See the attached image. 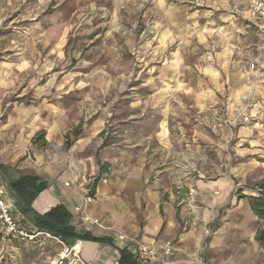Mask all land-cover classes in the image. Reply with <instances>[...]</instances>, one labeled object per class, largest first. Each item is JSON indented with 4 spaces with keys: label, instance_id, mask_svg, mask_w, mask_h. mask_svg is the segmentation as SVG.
Wrapping results in <instances>:
<instances>
[{
    "label": "crops",
    "instance_id": "crops-1",
    "mask_svg": "<svg viewBox=\"0 0 264 264\" xmlns=\"http://www.w3.org/2000/svg\"><path fill=\"white\" fill-rule=\"evenodd\" d=\"M232 1L205 0L210 7H221L224 12L214 17L211 12L204 27L198 25L194 13L190 14L192 32L186 38L196 39L198 47L191 48L187 55L173 54L167 66V77L157 94L158 109L161 105L157 126L148 128L154 116L145 111L147 106L132 108L125 117L124 123L129 129L125 130V139L104 145L101 117L97 128L79 141L81 144L75 141L71 145L76 150H84L94 140V155L81 160L76 170L66 169L61 154L52 153L49 163H43L37 155L33 164L22 152L27 148L33 151L39 142L51 151L67 149L63 139L66 118L49 103V77L33 80L37 94L33 100L28 104L14 103L0 121V164L19 173L28 172L45 183V189L31 208L40 215L57 206L66 209L71 216L70 225L79 236L76 240L81 243L79 256L85 264H117L119 250L123 248L117 234L148 245L172 242L176 251L159 257L153 264H264V247L256 240L262 220L251 211L247 199L256 192L244 189L247 191L240 193L244 198L238 199L237 190L241 188L237 187L245 182L243 178L237 181L231 175L199 176L191 168L184 173L181 170L199 163L206 165L210 160L207 151L212 149L208 144L199 147L191 142L204 132L201 128L181 126L182 120L190 123L191 119L185 107L191 106L208 122L224 102L228 108L239 105L254 88L264 94L261 70L264 34L245 15L250 0L237 1L239 6H244L239 13L242 16L227 10L231 4L237 5ZM10 66L0 63V92L3 94L19 83L18 79H13L10 72L14 70ZM25 69L21 66L14 76L24 75ZM167 98L172 99L173 106L167 105ZM153 99L156 96L145 98V104L154 103ZM240 115L243 114L238 113L235 118ZM172 120L179 126L169 127L167 123ZM219 127H210V130L228 134L225 128ZM41 132L43 140L35 143V137L42 135ZM151 137H156L157 150L163 152L164 158L157 162L150 153L146 154L151 148ZM199 151L203 153L200 157ZM101 167H105L102 174L99 173ZM90 175L95 177V186L84 212L96 218L99 226L84 224L74 212L81 204ZM9 180V173L0 174V188L13 214L30 232H39L32 224L27 226L26 218L15 209ZM65 183L68 186H64ZM206 226L210 229L208 236L203 235ZM0 231L10 238L1 228ZM84 235L88 238H83ZM106 238L111 243L93 240ZM24 244L41 247L49 245V239L40 236ZM128 252L136 259L132 249Z\"/></svg>",
    "mask_w": 264,
    "mask_h": 264
},
{
    "label": "rangeland",
    "instance_id": "rangeland-1",
    "mask_svg": "<svg viewBox=\"0 0 264 264\" xmlns=\"http://www.w3.org/2000/svg\"><path fill=\"white\" fill-rule=\"evenodd\" d=\"M237 1L240 0H235L236 6L227 7L233 15L244 10ZM222 11L221 7H210L205 0H0V63L11 65L13 79L19 80L10 91L0 92V121L14 103L28 104L33 100L37 95L33 80L49 77V103L66 118L63 139L67 149L51 151L39 142L34 147L36 151L27 148L22 152L33 164L37 155L43 163H49L52 153L61 154L66 169L76 170L81 160L94 155V140L84 150L71 145L75 141L81 144L79 141L97 128L101 117L104 145L125 139V117L132 108L147 106L145 111L154 116L148 128L157 126L161 105L158 109L156 100L167 77V66L175 52L187 55L197 45L196 39L186 38L192 32L190 14L194 13L198 25L204 27L211 12L214 17ZM245 15L248 17V10ZM21 66L26 68L24 75L14 76ZM254 89L234 107L226 106L225 96L208 122L191 106L185 107L191 119L190 123L182 120L181 126L204 132L191 142L199 147L208 144L212 149L207 151L210 160L206 165L185 166L182 173L191 168L199 176L244 179L237 187L242 192L264 182V94ZM153 96L156 103L146 105L145 98ZM166 101L173 106L172 99ZM238 113L243 115L235 118ZM167 125L179 126L173 120ZM214 126L225 128L228 134L212 132L210 127ZM43 136L38 134L35 140H43ZM157 142L156 137H151V148L146 152L155 162L163 156ZM202 154L198 152L199 157ZM94 178L87 177L85 188L90 189ZM26 220L27 226L31 224ZM209 234L206 226L203 235ZM38 245H25L4 237L0 231V264H78L68 250L70 246L64 244L65 252L52 239L49 245Z\"/></svg>",
    "mask_w": 264,
    "mask_h": 264
},
{
    "label": "trees",
    "instance_id": "trees-1",
    "mask_svg": "<svg viewBox=\"0 0 264 264\" xmlns=\"http://www.w3.org/2000/svg\"><path fill=\"white\" fill-rule=\"evenodd\" d=\"M103 171L101 167L99 173L102 174ZM8 173L10 176L8 188L13 194L14 207L17 212L27 218L37 231L47 233L65 245L72 246L79 239V236L70 225L71 216L65 208L57 206L43 215L37 214L31 208L33 201L45 189V183L37 176L29 175L28 172L19 173L0 164V174L6 175ZM94 186L95 180L89 189L90 197L93 195ZM253 190L256 192V195L247 198L251 211L258 219L264 220V182L256 183ZM240 193L241 189H238V199L244 198ZM83 238H88V236L84 235ZM93 240L111 243V240L107 238ZM256 240L264 247V222L257 231ZM119 254L120 258L117 264H139L136 259L132 258L128 250L121 249L119 250Z\"/></svg>",
    "mask_w": 264,
    "mask_h": 264
},
{
    "label": "built area",
    "instance_id": "built-area-1",
    "mask_svg": "<svg viewBox=\"0 0 264 264\" xmlns=\"http://www.w3.org/2000/svg\"><path fill=\"white\" fill-rule=\"evenodd\" d=\"M248 19L249 21L264 34V0H250L248 7ZM264 74V63L261 67ZM64 186H68L65 183ZM91 201L89 196V189H85L84 194L81 197V204L74 208V212L79 216V219L86 225L99 226V221L87 215L84 212V206ZM0 228L4 234L10 238L18 239L24 242H34L38 237L43 236L48 239L55 240L67 252V248L57 238L51 237L44 232H30L26 229L20 221L15 217L12 211L11 205L5 199V192L0 188ZM117 241L123 245L122 249H132L135 253L136 259L142 264H153L159 257L169 256L176 251L174 244L170 241L157 243V244H144L137 240L128 237L125 234H117ZM79 241H76L69 247V252L72 253L78 264H85L80 256Z\"/></svg>",
    "mask_w": 264,
    "mask_h": 264
}]
</instances>
